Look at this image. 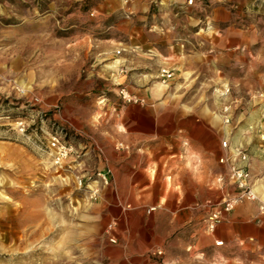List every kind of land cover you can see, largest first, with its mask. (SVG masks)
Wrapping results in <instances>:
<instances>
[{"label":"rangeland","instance_id":"1","mask_svg":"<svg viewBox=\"0 0 264 264\" xmlns=\"http://www.w3.org/2000/svg\"><path fill=\"white\" fill-rule=\"evenodd\" d=\"M99 1L0 0V264H123V248L116 238L109 241L106 228L112 221L111 228L121 234L123 217L148 220L152 212L135 207L136 198L153 204L152 194L136 197L110 188L109 174L121 175L126 167L116 155L118 131L113 126L122 103L119 85L103 71L102 54L122 45L110 38L117 35L111 27L124 16L98 13ZM194 3L200 32L212 34L216 28L222 45L215 55L207 54L198 72L176 77L168 88L180 104L199 108L211 124L231 126V145L256 158L250 174L264 204V0L186 2ZM213 7H220L219 19L212 18ZM57 132L75 149L61 167L51 163L47 149ZM224 139L229 140L218 138L216 149L214 135L207 133L206 173L211 177L204 193L187 194L189 200L203 196L206 209L233 192L215 182L222 171L217 158ZM101 146L110 161L93 155ZM128 163L132 173L135 163ZM182 164L174 161L175 168ZM97 167L108 178L101 192ZM88 173L96 182L78 186L75 178ZM94 188L97 194L90 198ZM129 227L140 230L141 225ZM142 232L146 244L149 234ZM209 237L199 224L179 229L168 249L171 264H264V246L235 252L232 245H215ZM187 245H193L189 251ZM158 249L145 245L133 261L149 264L162 255V249L159 255L152 253ZM193 249L202 256H189Z\"/></svg>","mask_w":264,"mask_h":264},{"label":"crops","instance_id":"2","mask_svg":"<svg viewBox=\"0 0 264 264\" xmlns=\"http://www.w3.org/2000/svg\"><path fill=\"white\" fill-rule=\"evenodd\" d=\"M219 8H212L215 20L219 19ZM94 10L105 16H124L111 27L117 35L110 38H117L122 45L115 49L118 53L107 47L102 54L103 71L112 76L117 85L144 98L141 105L122 102L114 114L116 122L113 126L118 131L116 155L123 159L126 168L121 175L119 172L109 174L110 188L136 197L141 193L152 194L154 199L153 204L148 205L143 197L141 200L136 198V208L154 206L148 220L123 217L120 224L125 232L121 234H116V228H111L112 221L106 228L105 236L116 238L123 248V264H135L133 259H139L142 248L148 244L162 249V255L153 256L149 264H171L168 249L172 239L179 229L188 228L191 224L201 225L203 232L210 236V242L230 244L235 252L243 246H264V211H258L257 203L243 202L234 206L223 214V220L212 232H207L205 218L210 207L206 209L204 197L187 199V194L204 193L211 177L206 173L207 133L214 135L217 149L218 138L229 139L231 145L229 134L232 128L217 127L199 108L180 104L176 93L169 90L168 83L178 76L198 72L207 54L215 55L221 47V31L213 28L212 34L200 32L199 6L197 3L190 6L186 0H100ZM160 67L173 70L174 76L166 84L158 81ZM98 151L93 155L99 159L100 154L104 161L112 159L104 147L101 146ZM129 160L135 163L132 173L129 171ZM175 160H181L183 164L175 168ZM247 160L250 174L255 169L256 158L248 156ZM161 162L165 164L161 165ZM97 170L102 171V168L97 167ZM250 177L253 186L251 174ZM94 182L86 184L92 187ZM105 187L100 184L98 188L101 192ZM253 189L258 190L256 186ZM181 193L186 195L181 198L178 195ZM261 198L264 200V188ZM102 222V225L105 224ZM134 224H140V230L129 227ZM141 230L149 234L146 244ZM196 244L197 239L193 242V245ZM193 245H187L185 250L189 251ZM195 251L193 249L188 255L194 258L202 256V252ZM193 252L195 254H191Z\"/></svg>","mask_w":264,"mask_h":264},{"label":"built area","instance_id":"3","mask_svg":"<svg viewBox=\"0 0 264 264\" xmlns=\"http://www.w3.org/2000/svg\"><path fill=\"white\" fill-rule=\"evenodd\" d=\"M187 3H191V0H186ZM118 53V50H115ZM158 79L161 83L166 84L174 76L173 70L165 67L158 69ZM117 96L122 102L131 104H143L144 98L130 93L125 87L119 85L117 88ZM225 111V108H223ZM223 121L227 122L228 118L226 115H222ZM222 153L218 156L217 161L222 166V171L219 172L215 177V182L218 185L231 186L233 192L225 194L218 200L213 202L210 206V211L205 218V230L212 232L217 224L223 219V214L231 211L234 206L243 202H255L259 212L264 211V204L259 201L256 192L253 189L251 177L247 167V156L243 150L238 146H232L227 140L220 142ZM48 155L51 163L54 166L61 167L65 160L73 153L75 149L70 142H67L63 135L59 132L53 134L48 139L47 144ZM95 176L103 185H107L108 178L106 172L97 170ZM92 174L87 176L75 178L76 184L79 186L83 183V179L88 182L91 180ZM97 189H89V197L94 198L97 194ZM154 210V206L146 208V213ZM109 241L113 242V238H109ZM215 245H220L221 241H215ZM153 254H161V251L155 250Z\"/></svg>","mask_w":264,"mask_h":264},{"label":"bare ground","instance_id":"4","mask_svg":"<svg viewBox=\"0 0 264 264\" xmlns=\"http://www.w3.org/2000/svg\"><path fill=\"white\" fill-rule=\"evenodd\" d=\"M255 191V190H254Z\"/></svg>","mask_w":264,"mask_h":264}]
</instances>
